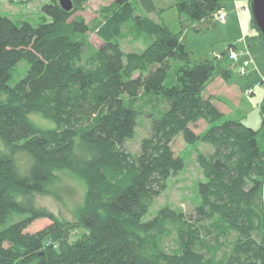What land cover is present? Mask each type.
<instances>
[{
	"label": "trees",
	"instance_id": "obj_1",
	"mask_svg": "<svg viewBox=\"0 0 264 264\" xmlns=\"http://www.w3.org/2000/svg\"><path fill=\"white\" fill-rule=\"evenodd\" d=\"M72 1L70 11L59 0L44 3L37 24L0 13V264H214L220 238L231 232L220 264H264V119L258 129L226 119L203 95L216 67L192 61L182 31L150 17L165 4L115 0L90 24L75 14L90 0ZM166 1L179 10L182 29L195 23L198 31L214 27L225 7ZM90 32L102 46L91 45ZM129 37L148 44L126 53L121 40ZM22 60L28 71L11 85ZM173 60L176 81L167 85ZM144 105L151 130L132 154L125 143ZM35 112L55 127L35 124ZM201 119L208 129L197 134L192 125ZM180 134L214 148L198 156L200 204L190 214L163 207L147 220L167 180L184 168L173 150ZM64 172L86 186L76 221L36 205L35 194L48 193ZM40 218L52 222L27 232Z\"/></svg>",
	"mask_w": 264,
	"mask_h": 264
},
{
	"label": "rangeland",
	"instance_id": "obj_2",
	"mask_svg": "<svg viewBox=\"0 0 264 264\" xmlns=\"http://www.w3.org/2000/svg\"><path fill=\"white\" fill-rule=\"evenodd\" d=\"M113 1L115 0H90L84 10H78L75 14L84 16L92 24L93 20L98 17L99 10ZM156 1L159 6L165 4L167 9L160 15L151 13L150 17L157 21H164L175 32L182 31V41L186 43L189 52H191L192 61L210 59L216 67L217 80H223V82L216 80V83L206 87L203 95L206 98H212V102L224 113L226 119L242 120L246 125L257 129L262 127L264 119L261 112V107L264 105V40L260 37L259 32L254 27L252 28L253 24L249 25L250 29L248 28L249 23L245 17L243 21L245 27L242 28L240 23L242 20L236 11V3L244 11L243 6L247 0H221L223 4L231 8V12L227 7H224L223 9H226L228 13L226 20L224 22L216 20L214 27L204 29V31L196 30L195 23L182 29L179 10L171 5V1ZM47 2L49 0H1L0 13L19 22L27 20L37 24L42 21L44 15L42 7ZM87 38L96 49L103 44L102 38L95 32L88 33ZM147 44L146 40L136 41L130 37L121 40V45L126 53L129 51L140 52ZM233 50L239 53L237 62L230 59ZM248 61L250 63L246 68L247 72L243 73L241 68ZM172 64L173 67L166 80L167 85H172L176 81L175 73L180 63L173 60ZM27 69L26 60L15 65L10 84H16L26 74ZM144 108L145 113L139 118L136 135L125 143L126 150L132 154L140 152L141 140L149 135L151 130V119L147 116L151 108L146 105ZM31 119L43 128L55 127V123L51 119L43 117L40 113L35 112L31 115ZM192 127L197 134L204 133L208 129V123L205 119H201ZM173 150L176 156L184 160V168L177 176L167 180L168 187L153 203L146 215L147 220L156 216L158 210L163 207H171L179 212L190 214L200 204L199 185L204 180V173L198 156L201 153L208 156L214 148L210 143L207 144L203 141L189 144L180 134L175 138ZM49 188L48 193L35 194L36 205L53 211L59 219L76 221L79 207L86 199L84 182L78 177L64 172L60 174L59 181ZM51 222L52 220L48 218L36 219L26 231H38ZM214 222L218 229L219 223ZM214 222L213 224H215ZM235 238V232L223 234L219 241L221 245L215 252L217 260L214 264L222 263L220 259L225 257L228 247L232 245ZM167 243L170 247L175 246L172 236L167 239Z\"/></svg>",
	"mask_w": 264,
	"mask_h": 264
},
{
	"label": "water",
	"instance_id": "obj_3",
	"mask_svg": "<svg viewBox=\"0 0 264 264\" xmlns=\"http://www.w3.org/2000/svg\"><path fill=\"white\" fill-rule=\"evenodd\" d=\"M62 8L67 11L73 9L74 4L72 0H59ZM249 6L253 17V24L261 33L264 40V0H250Z\"/></svg>",
	"mask_w": 264,
	"mask_h": 264
},
{
	"label": "crops",
	"instance_id": "obj_4",
	"mask_svg": "<svg viewBox=\"0 0 264 264\" xmlns=\"http://www.w3.org/2000/svg\"><path fill=\"white\" fill-rule=\"evenodd\" d=\"M225 7H227L228 9H229V11L231 12V8L230 7H228L226 4H225ZM244 8V11L243 10H241V8L239 7V5L237 6V3H236V11L239 13V18H241V20L242 21H240V23H241V26H242V28L243 27H245V24H244V17H245V19L247 20V23H249L247 26H248V28H249V25L251 24H253V17H252V13H251V8H250V6H249V3H248V0H247V2H246V4H244V6H243ZM243 11V12H242ZM229 12V13H230ZM243 22V23H242ZM252 28H253V25H252ZM245 29V28H244ZM250 29V28H249ZM255 29V28H254ZM248 36V35H247ZM216 76L208 83L209 85L207 86V87H209V86H211L212 84H214V83H216V80L218 79V77L216 78ZM217 82H223V80L222 79H220L219 81L217 80ZM239 121V120H238Z\"/></svg>",
	"mask_w": 264,
	"mask_h": 264
},
{
	"label": "built area",
	"instance_id": "obj_5",
	"mask_svg": "<svg viewBox=\"0 0 264 264\" xmlns=\"http://www.w3.org/2000/svg\"><path fill=\"white\" fill-rule=\"evenodd\" d=\"M227 15H228L227 10L226 9H221V10H219V11H217L215 13V19L224 22L226 20ZM238 57H239L238 51L233 50L231 52V54H230V59L237 62ZM249 63L250 62L248 61V63H246L245 66H242L241 71L243 73L247 72L246 71L247 70L246 68H247V66H248Z\"/></svg>",
	"mask_w": 264,
	"mask_h": 264
},
{
	"label": "bare ground",
	"instance_id": "obj_6",
	"mask_svg": "<svg viewBox=\"0 0 264 264\" xmlns=\"http://www.w3.org/2000/svg\"><path fill=\"white\" fill-rule=\"evenodd\" d=\"M249 3H250V1H249Z\"/></svg>",
	"mask_w": 264,
	"mask_h": 264
}]
</instances>
